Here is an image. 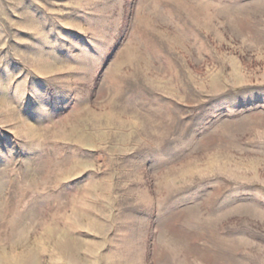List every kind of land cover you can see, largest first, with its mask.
I'll return each instance as SVG.
<instances>
[{
	"label": "rangeland",
	"instance_id": "1",
	"mask_svg": "<svg viewBox=\"0 0 264 264\" xmlns=\"http://www.w3.org/2000/svg\"><path fill=\"white\" fill-rule=\"evenodd\" d=\"M0 264H264V0H0Z\"/></svg>",
	"mask_w": 264,
	"mask_h": 264
}]
</instances>
